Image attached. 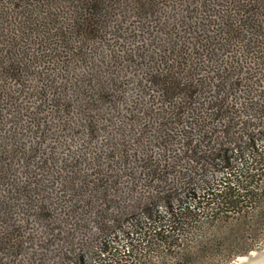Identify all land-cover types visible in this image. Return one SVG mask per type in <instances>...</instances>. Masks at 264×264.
I'll return each instance as SVG.
<instances>
[{
    "label": "trees",
    "instance_id": "obj_1",
    "mask_svg": "<svg viewBox=\"0 0 264 264\" xmlns=\"http://www.w3.org/2000/svg\"><path fill=\"white\" fill-rule=\"evenodd\" d=\"M238 46L246 63L264 60V0H0V219L12 217L10 201L33 203L34 169L53 160L47 114L64 131L97 134L115 120L122 98L141 92L161 98L180 120L159 124L164 164L143 157L156 183L168 185L100 227L106 234L71 263L228 264L256 249L264 240V107L249 117L243 104L219 95L242 84L244 62L223 58L233 59ZM212 64L220 70L206 77ZM212 86L219 98L196 108ZM74 107L81 121L64 118ZM176 123L183 144L172 154ZM85 197L79 201L88 209L92 197ZM70 208L78 217L82 207ZM6 231L13 238L2 252H21L20 230Z\"/></svg>",
    "mask_w": 264,
    "mask_h": 264
},
{
    "label": "rangeland",
    "instance_id": "obj_2",
    "mask_svg": "<svg viewBox=\"0 0 264 264\" xmlns=\"http://www.w3.org/2000/svg\"><path fill=\"white\" fill-rule=\"evenodd\" d=\"M241 48L238 46L231 53L235 55L233 59L230 54L223 58L228 64L244 62L245 67L238 69L242 84L229 92L226 87L228 93L224 91L219 95L220 98L236 99L239 105L243 104L240 106L242 113L254 117V114L259 113L258 109L264 107V60H256L254 63V59L248 56L246 63ZM218 69L220 70L216 64H212L204 75L211 78L215 76L214 73H218ZM233 73L234 69H231L229 76ZM126 80L130 85L126 89L129 93L134 89L132 84L135 78L130 76ZM211 82L216 84L213 80ZM214 92L212 86V90L201 94L195 107L200 108L202 103L206 108L209 107L211 98H219ZM67 94V97L74 98L71 91ZM142 95L139 92L135 97L127 96L126 101L122 98V102L117 105L119 113L115 114V120L109 119L106 131L97 134H91L81 128L64 131L58 117L47 114L52 118V126L47 127L50 129L47 137L50 142L46 149L52 148L53 160L44 169H41L43 165L34 169L38 182L35 184L37 191L33 195V203H28L25 197L10 201L11 204L15 203L10 209L12 217L0 219V232L4 233L0 235L1 264H72L74 254L85 250L106 234L100 227H104L105 223L112 226L114 220L121 216L123 218L128 212L138 208L140 203L146 201L159 187L168 185L156 183V178L147 170L149 162L147 164L143 157L148 153L152 156L151 165L154 163L161 166V161L163 165L164 158L161 156V146L158 147L157 140L162 129L159 124L180 120L172 118L177 111L168 104L160 105L161 98L140 97ZM185 100L186 98H178L174 102L181 105V102L185 104ZM31 102L35 104L36 101ZM183 104L182 107L187 106ZM73 109L67 116L63 115L64 118L73 122L81 121L78 108ZM131 114L136 118L132 119ZM185 116L187 123L194 122L192 117L189 118V113ZM101 118H98L100 124H105V119ZM173 128L177 134L174 132L175 138L170 140L172 154L174 151L179 153L183 144L180 135L182 125L176 123ZM182 164L186 170L193 168L187 162L182 161ZM85 195L84 200L92 197L88 209L83 207L86 202L79 201ZM105 195L108 196L107 199ZM72 205L78 206L79 209L82 207L78 217L69 215ZM6 226L8 230H20L16 231L15 235H18L20 244L23 243V249L17 254L1 250V245L6 241L4 239L13 238V235H8L10 233L6 231ZM260 252H264V240L256 249L228 264H237Z\"/></svg>",
    "mask_w": 264,
    "mask_h": 264
},
{
    "label": "water",
    "instance_id": "obj_3",
    "mask_svg": "<svg viewBox=\"0 0 264 264\" xmlns=\"http://www.w3.org/2000/svg\"><path fill=\"white\" fill-rule=\"evenodd\" d=\"M237 264H264V252H260V253H256L255 255L248 256L241 262H238Z\"/></svg>",
    "mask_w": 264,
    "mask_h": 264
}]
</instances>
